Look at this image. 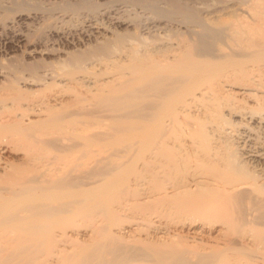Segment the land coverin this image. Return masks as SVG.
I'll list each match as a JSON object with an SVG mask.
<instances>
[{"label":"bare ground","instance_id":"6f19581e","mask_svg":"<svg viewBox=\"0 0 264 264\" xmlns=\"http://www.w3.org/2000/svg\"><path fill=\"white\" fill-rule=\"evenodd\" d=\"M13 5L0 264H264V0Z\"/></svg>","mask_w":264,"mask_h":264},{"label":"rangeland","instance_id":"374dc122","mask_svg":"<svg viewBox=\"0 0 264 264\" xmlns=\"http://www.w3.org/2000/svg\"><path fill=\"white\" fill-rule=\"evenodd\" d=\"M24 1V0H23ZM75 2H78L80 4H85L86 2H96V1H102V0H73ZM170 1V0H166ZM21 6L19 5H13L10 8L5 6V0H0V24L1 25H6L9 23V21L13 18H15V8H20ZM42 26H46L49 24V19L46 21H42ZM32 24H37L36 22H32ZM25 47L24 45L15 48V50L12 52V55H7L4 54L3 52L0 51V65H8L11 70H16L17 68L21 69L22 64L29 62L32 64V67L36 65L39 61L33 57H31L28 53L23 50ZM29 60V61H27ZM12 76L10 78H0V85L7 83V82H12Z\"/></svg>","mask_w":264,"mask_h":264}]
</instances>
